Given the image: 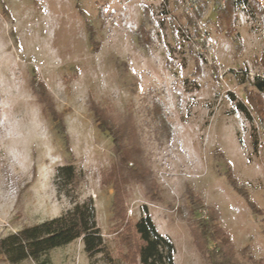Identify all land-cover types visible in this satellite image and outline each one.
Listing matches in <instances>:
<instances>
[{"label": "rangeland", "instance_id": "obj_1", "mask_svg": "<svg viewBox=\"0 0 264 264\" xmlns=\"http://www.w3.org/2000/svg\"><path fill=\"white\" fill-rule=\"evenodd\" d=\"M216 1L0 0V238L69 208L52 176L71 154L84 174L81 197L93 198L114 249L112 141L97 128L93 104L140 127L156 188H126V217L135 221L146 206L172 240L175 264H207L199 246L215 243L196 236L212 222L264 264V146L255 154L251 144L253 132L264 140V124L228 98L245 103L253 92L234 73L264 76V27L239 10L233 32L219 28ZM57 125L66 129L67 151ZM49 258L88 264L80 241Z\"/></svg>", "mask_w": 264, "mask_h": 264}, {"label": "trees", "instance_id": "obj_2", "mask_svg": "<svg viewBox=\"0 0 264 264\" xmlns=\"http://www.w3.org/2000/svg\"><path fill=\"white\" fill-rule=\"evenodd\" d=\"M215 5L218 7L216 24L225 31L235 30L239 10L250 17L257 16L264 27V4L259 0H222L216 1ZM234 74L239 84L248 83L253 90L246 95L245 103L228 93L229 100L234 102L235 111L250 121L252 112L257 121L264 124V76L258 73L249 75L246 70L242 77ZM90 112L97 128L106 132L112 141L113 163L110 176L113 195L110 201L109 220L115 227L113 231L116 235L115 250L108 245L102 235L93 198L81 197L79 185L84 179V174L76 167L70 154L68 160L54 168L52 176L56 198H64L69 208L57 217L25 226L0 238V260L3 263L52 264L49 258L52 250L80 241L88 264H175L174 244L168 236L159 233L146 206L140 208V216L135 221L131 222L126 217V188L133 184L144 185L147 191L156 188L149 158L141 143L140 127L136 121L127 117L116 119L106 117L96 110L93 104L90 106ZM155 117L159 127H164L161 114L158 112ZM57 129L64 137L67 151L69 142L66 129L61 125L60 127L57 125ZM251 144L256 154L258 136L254 132ZM222 158L220 155L218 160L222 169H225L224 176L229 185L240 194L242 189ZM191 197L200 201L193 194ZM246 201L252 213L257 215L259 211L256 210V206L247 199ZM261 232L264 235V220ZM196 237H199L197 240L202 238L204 243L210 239L215 243L210 250L206 248V244L199 246L207 264H260V261L246 255L247 248L238 251L229 233L218 223L212 222L209 225L205 223V227L201 228Z\"/></svg>", "mask_w": 264, "mask_h": 264}, {"label": "built area", "instance_id": "obj_3", "mask_svg": "<svg viewBox=\"0 0 264 264\" xmlns=\"http://www.w3.org/2000/svg\"><path fill=\"white\" fill-rule=\"evenodd\" d=\"M262 146H264V140H262L261 138L258 137V150H257V154H260L261 148ZM130 214V212H129Z\"/></svg>", "mask_w": 264, "mask_h": 264}]
</instances>
